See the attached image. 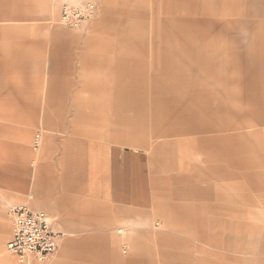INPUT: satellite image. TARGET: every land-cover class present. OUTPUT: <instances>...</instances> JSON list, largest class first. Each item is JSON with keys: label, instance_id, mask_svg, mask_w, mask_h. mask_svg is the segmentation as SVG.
Returning <instances> with one entry per match:
<instances>
[{"label": "rangeland", "instance_id": "374dc122", "mask_svg": "<svg viewBox=\"0 0 264 264\" xmlns=\"http://www.w3.org/2000/svg\"><path fill=\"white\" fill-rule=\"evenodd\" d=\"M64 1L0 0V69L11 80L9 90L23 91L27 98L17 105V116L13 106L2 107L0 114V173L13 177L0 178V257L9 256L10 211L25 202H16L14 176L19 185L31 182L39 162L53 161L54 156L57 160L61 151L55 144L66 136L77 139L79 133L104 135L118 129L119 150L147 149L157 159L156 166L162 163V173L171 177L169 194L160 196L149 226L139 230L119 224L110 233L119 241L121 258L146 257L155 264H264V178L258 177V191L248 181L212 179L200 147H180L178 137L162 135L163 126L154 118L163 87L175 94L180 91L178 83L198 80L208 93L225 97L239 92L225 88L224 82L240 69H246L248 83H264V0H198L200 9H213L215 15L192 16H186L187 8L167 13L172 0H110L107 21L103 20L104 0H99L96 18L84 28L55 22ZM181 16L199 22L182 25L184 28L199 30H187L191 35L183 42L175 37L165 40L163 31L170 28L165 19L179 20ZM236 50L246 55L242 57ZM122 58L129 63L144 60V69H155L145 75L150 103L143 128L130 127L123 117L117 121V99H95L90 85L86 86L92 81L117 96L116 74L96 69H143L140 65L118 67ZM166 60H170L168 67L163 64ZM51 69H81L70 77L78 88L84 84L83 104L74 105L70 100L62 105L44 99L47 89L63 87L62 82L51 85ZM159 69L182 70L166 76ZM59 77L64 79V74ZM6 88L3 85L2 98L8 97ZM38 93L39 102L33 103L30 97ZM85 113L87 117L98 113V119H84ZM165 142L167 147L158 149ZM52 222L56 225L55 219ZM72 236L77 235L67 233Z\"/></svg>", "mask_w": 264, "mask_h": 264}, {"label": "crops", "instance_id": "0c3cea01", "mask_svg": "<svg viewBox=\"0 0 264 264\" xmlns=\"http://www.w3.org/2000/svg\"><path fill=\"white\" fill-rule=\"evenodd\" d=\"M172 1L174 4L167 13L187 8L186 16L198 13L215 15L213 9H200L198 0ZM111 10V1L104 0L103 20L109 19ZM192 20L182 16L179 20L165 19V26L170 28L163 31V37H167L165 40L175 37L179 42L185 41L191 35L187 30H199L182 26L189 23L190 27L199 25L196 21L191 23ZM209 24L213 26L214 23ZM236 52L242 57L246 55L245 52ZM121 60L118 67L140 65L143 69H96L116 74L117 96L108 94L104 87L92 81L86 86L90 85L95 99H117V121L123 117L122 121L130 127L143 128L150 103L145 75L155 69H144V60L139 63H129L124 58ZM163 64L170 66V60ZM80 70L51 69V85L57 86L62 82L63 87L47 89L44 99L62 105L70 100L74 105L76 102L83 104L84 84L81 82V88H78L79 84H74L70 77ZM159 70L168 76V73H180L182 69ZM4 73L0 69V92L3 93L2 87L6 84L8 97L2 98L0 93V114L3 113L2 107L13 106L14 115L17 116V105L27 98L22 96L23 91L18 93L15 88L9 90L11 80ZM60 73L64 74V79L59 77ZM178 85L180 91L175 94L168 93L163 87L161 90L164 92L156 104L154 118L163 126L162 135L178 137L177 144L183 148L198 145L209 163L206 169L212 179L221 182L234 179L248 181L258 191V177L264 178V171L259 172L264 169V83H248L246 69H240V72L227 75L224 82L225 88L239 92L229 93L225 97L214 91L208 93V89L203 87L205 85L198 80ZM40 97L38 93L30 99L38 103ZM120 112H123L121 116ZM79 114L83 116V113ZM98 115L93 113L87 117L85 113L84 119L97 120ZM134 121V124L129 123ZM117 130L104 135L79 133L77 139L66 136L55 144L56 149L61 151L57 160L54 156L53 161L39 162L33 169L31 182L25 180L19 185L16 183L17 176H14L16 202L25 201L18 205L28 204L34 211L47 213L51 219H55V230L62 235L58 241L57 255L48 261L30 258L20 262L6 247L9 256L0 257V264H16L11 257L22 264H155L146 257L121 258L119 241L110 233L119 224L139 230L149 226L160 196L166 198L169 194L171 177L162 173L163 164L157 163L156 166L157 159L147 149L127 147L119 150ZM167 144H160L158 149H165ZM228 165L240 170H230ZM0 178L7 181L13 177L0 173ZM212 179L209 180L210 184L214 183ZM209 190L213 193L214 189L209 187ZM233 211L240 212L241 209L233 208ZM67 233L77 236L67 237ZM122 248L124 252L128 249L125 244Z\"/></svg>", "mask_w": 264, "mask_h": 264}, {"label": "built area", "instance_id": "2783aa9c", "mask_svg": "<svg viewBox=\"0 0 264 264\" xmlns=\"http://www.w3.org/2000/svg\"><path fill=\"white\" fill-rule=\"evenodd\" d=\"M98 7L99 0H65L55 22L67 28L87 27L96 18ZM10 216L13 229L6 247L11 255L20 262L30 258L44 262L57 253L62 234L47 213L23 204L14 206Z\"/></svg>", "mask_w": 264, "mask_h": 264}]
</instances>
